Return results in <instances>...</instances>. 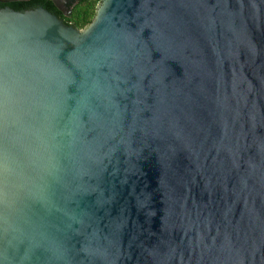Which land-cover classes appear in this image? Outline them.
<instances>
[{
  "label": "water",
  "instance_id": "water-1",
  "mask_svg": "<svg viewBox=\"0 0 264 264\" xmlns=\"http://www.w3.org/2000/svg\"><path fill=\"white\" fill-rule=\"evenodd\" d=\"M0 264H264V0L1 7Z\"/></svg>",
  "mask_w": 264,
  "mask_h": 264
},
{
  "label": "trees",
  "instance_id": "trees-1",
  "mask_svg": "<svg viewBox=\"0 0 264 264\" xmlns=\"http://www.w3.org/2000/svg\"><path fill=\"white\" fill-rule=\"evenodd\" d=\"M99 0H80L74 5L69 7L70 15L68 17L60 14L52 2L49 0H27L17 3V5H12L14 8H21L30 4H43L50 7L53 10L54 15L62 21L66 26L73 27L77 30L84 29L88 24L91 23L93 17L95 16V8L97 7Z\"/></svg>",
  "mask_w": 264,
  "mask_h": 264
},
{
  "label": "flooded vegetation",
  "instance_id": "flooded-vegetation-1",
  "mask_svg": "<svg viewBox=\"0 0 264 264\" xmlns=\"http://www.w3.org/2000/svg\"><path fill=\"white\" fill-rule=\"evenodd\" d=\"M22 0H19V1H14V0H0V8L1 7H12V5L14 6V5H17V3H19V2H21ZM25 1H27V0H25ZM78 1H80V0H76V1H74V2H72V3H70L68 6H67V10L68 11H70L69 10V7H71L72 5H74L76 2H78ZM57 10V9H56ZM58 11V10H57ZM59 12V11H58ZM60 13V12H59ZM71 13V12H70ZM60 14H62V13H60ZM63 16H65V17H68L69 15H68V13H67V11H65V13L64 14H62Z\"/></svg>",
  "mask_w": 264,
  "mask_h": 264
}]
</instances>
